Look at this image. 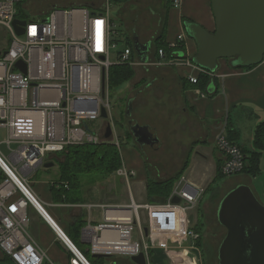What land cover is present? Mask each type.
<instances>
[{
  "label": "crops",
  "instance_id": "1",
  "mask_svg": "<svg viewBox=\"0 0 264 264\" xmlns=\"http://www.w3.org/2000/svg\"><path fill=\"white\" fill-rule=\"evenodd\" d=\"M113 2L118 8L123 27L120 30V38L125 40V46L131 48V79L139 90L133 93L130 99V115L125 113L124 121L120 119L123 133L129 138V142L131 141L130 147L122 150L120 154V168L127 170L128 176L118 175L116 171L113 173L115 178H111V175L101 177L98 183L87 184L81 190H74L73 194L72 190H69L67 199L59 201L53 199L49 190L51 183L46 184L44 189L32 186L45 214L84 257L90 250L89 246L81 245L89 244L82 237L81 229L87 224L98 225L103 222L101 204H165L166 202L149 201L146 194L147 182L163 181L179 173L180 178L183 176L189 184L203 187L205 192L214 183L215 174L223 158L217 149L216 137L223 134L241 149L251 150L254 129L264 120V58L259 64L248 69L236 67L233 60L219 59L216 70L207 73L209 80L204 90L188 80L189 75L199 77L200 73L197 66L191 62L197 52L196 44L186 34L183 22L188 20L213 32L215 23L210 0H178L176 6L174 0ZM179 34L185 36L183 41L177 40ZM160 35V40L167 48L183 49L180 53L183 55H167V59L161 61L157 55V43L160 40L156 41ZM135 43L141 46L140 52L135 48ZM143 57H146V60ZM200 93L205 95L201 96ZM243 117L250 118L246 130L239 121ZM129 120L151 128L156 139V143L151 146L153 156L157 149L164 146L171 148L175 153L170 155L175 161L174 169L159 171L162 169L159 162L152 158V155L147 159V145H140L135 140L129 130ZM105 125L100 130L103 139ZM112 136L113 133L107 141L113 142ZM116 143L119 144L118 141ZM148 161L152 163V174L148 171ZM259 168V173L254 177L244 173L237 175L231 180L227 190L237 185H247L264 205V151L260 157ZM179 179L174 182L171 193ZM122 181L127 184L132 182L139 197H146L147 201L137 203L132 196L130 202L112 199L108 195L109 191ZM57 186L60 187L61 184ZM76 192L81 196L76 195ZM207 204L208 200L201 196L192 208V211L195 210L194 216H189L188 211L179 215L176 211H168L165 208L154 207L152 211L140 208L146 212L145 227H142V218L139 212L138 214L143 232L141 235L148 239L147 264H204L202 241L198 247L196 240L189 235V229L199 231L202 240L204 239L207 229L206 217L202 220L200 215L206 214ZM28 214L29 233L47 255L44 263L69 264L72 254L60 242L49 222L34 208H31ZM202 226L205 227L204 232ZM117 263L122 264L124 260L113 261V264ZM130 263L134 264L132 261ZM0 264L14 263L0 251Z\"/></svg>",
  "mask_w": 264,
  "mask_h": 264
},
{
  "label": "built area",
  "instance_id": "2",
  "mask_svg": "<svg viewBox=\"0 0 264 264\" xmlns=\"http://www.w3.org/2000/svg\"><path fill=\"white\" fill-rule=\"evenodd\" d=\"M22 1L0 0V24L9 33L7 46L0 47V130L6 135L0 144H6L9 150L7 155L0 151V172L3 174L0 179V251L14 264H45V250L28 230V211L32 207L49 222L60 242L71 252L69 264H89L43 214L39 198L26 175L67 146L105 141L87 122L100 117L101 107H105L109 115V104L103 100L109 87V67L131 64V48L124 46L111 62L110 48L115 47L111 35L116 32L111 30L108 7L100 13L80 6L55 7L44 19H22L17 17L16 8ZM174 5H178V0H174ZM15 19L25 24L14 26ZM18 29L22 32L18 33ZM184 39L183 34L177 36L178 41ZM180 53L174 55H183ZM157 55L161 61L167 59L163 48L157 49ZM20 60L25 73L16 66ZM197 68L199 73L206 72ZM197 79L195 75L188 76L193 84ZM11 144L16 148L11 149ZM216 146L223 156L221 173H240L245 158L242 149L223 134L216 137ZM116 171L125 177L129 173L123 168ZM203 193V187L189 184L182 176L165 204H101L103 222L84 226L82 237L89 243L93 255L130 257L143 252L147 259V243L141 246L132 237L135 224L143 233L139 209L152 211L159 207L184 215L195 207ZM173 196L179 198L178 203L171 202ZM189 235L194 240L198 238L192 229Z\"/></svg>",
  "mask_w": 264,
  "mask_h": 264
},
{
  "label": "water",
  "instance_id": "3",
  "mask_svg": "<svg viewBox=\"0 0 264 264\" xmlns=\"http://www.w3.org/2000/svg\"><path fill=\"white\" fill-rule=\"evenodd\" d=\"M210 2L215 23L213 32L197 23L183 22L186 34L194 40L197 48L191 62L209 73L216 70L219 59H232L235 65L241 67L259 64L264 58V0ZM17 24L24 25L25 22L15 19L13 25ZM135 48L140 52L139 44L135 43ZM143 59L146 60V57ZM16 66L23 73L26 72L21 60ZM131 109L130 100L127 116ZM100 117L108 118L105 107H101ZM129 124V130L140 145L153 146L156 143L149 126L139 125L132 120H129ZM83 125L88 129L85 122ZM111 135L112 126L107 121L103 136L108 140ZM53 165L52 161L42 164L45 168ZM171 202L178 203L179 198L173 196ZM216 215L218 222L226 229L217 250L218 264H264V205L251 188L241 184L226 192L218 203ZM130 260L134 264H147L143 252L130 256Z\"/></svg>",
  "mask_w": 264,
  "mask_h": 264
},
{
  "label": "rangeland",
  "instance_id": "4",
  "mask_svg": "<svg viewBox=\"0 0 264 264\" xmlns=\"http://www.w3.org/2000/svg\"><path fill=\"white\" fill-rule=\"evenodd\" d=\"M71 6H80V7H86L90 11L93 12H105V8L108 7V17L110 21L111 30L116 32L111 35L112 42H115V47L110 48V60L111 62L115 61V56L118 51H121L124 46L126 45L125 40L120 38V30L123 29L122 22L118 15V8L113 2V0H24L19 5L16 6L19 9L20 18L26 17V18H41L44 19L49 11L55 7L57 8H65L68 9ZM22 18V19H26ZM9 38V33L6 31L3 25L0 24V47H6L7 46V40ZM138 86H134L133 80L130 78L128 80H125L119 84H116L112 87H108L107 93L104 95L103 100L108 102L110 112L107 119H104L102 117H97L96 119L88 121V125L92 131L95 133H100V130L103 125L106 124L107 121L111 122L112 126V141L111 143L115 144L117 147L119 154H121L122 150L128 149L131 145V141L129 142V138L125 136L124 129L121 125L120 119H124L125 113L127 110L128 101L132 98L133 93H136L139 91L137 89ZM124 121V120H123ZM241 124L243 125V129H247V125L250 121V118L243 117L242 119H239ZM104 123V124H103ZM120 133V134H118ZM5 131L0 130V141H5ZM111 140V139H110ZM118 141L119 144L116 143ZM96 145V144H94ZM145 147V146H144ZM11 149H15L16 145L11 144ZM151 145H147L145 147L146 153H147V159L149 160L150 156L152 155V158L156 159L159 162V165H161L162 169L160 168L159 171L164 170L165 172L171 171L174 169V163L175 161L170 157L171 154H175L173 151H171V148L169 146H164L160 149H157L155 151V154L153 156ZM0 151L7 155L9 153V150L6 146V144L1 143L0 144ZM60 153L53 154V157L50 161L54 163L52 167L45 168L43 166H40L36 168L33 172L26 175V179L32 186H37L39 188L44 189L46 184L52 183L54 181L58 180V158L56 156H59ZM49 154L46 155V159L48 158ZM62 156H59V159H61ZM191 159V158H190ZM197 164L199 161L196 162ZM148 171L150 174H152L151 171V165L152 163L148 161ZM156 166H153L155 168ZM197 168V167H194ZM157 169V168H156ZM241 173L237 174H231V175H223L219 176L217 180L212 184L211 188H208L204 193L203 197L205 200H208L206 214L200 215L202 217V220H204V216L206 217V225L207 229L205 232V237L202 240V258L204 257V264H218V256H217V250L218 246L224 237L226 233L225 227H223L217 219L216 211L217 206L220 198L226 193L227 187H230L231 180H233L237 175H240ZM2 173L0 175V179H2ZM216 175V174H215ZM82 180H84L85 184H91V183H98L102 178L100 175L95 174H86L82 175ZM111 178H115L116 176L111 174ZM113 182V179H112ZM74 189H72V193L74 192ZM76 195H80V193L76 192ZM108 195L115 200H123L130 202L131 196L134 198V200L137 203L145 202L147 201L146 197H139V194L137 193V190L132 182L127 184V182L122 181L121 183H117L114 187L111 188ZM32 207H30L29 210H31ZM192 209L188 210V215H193ZM139 214L142 218V227H145L146 224V212L144 210H139ZM194 216V215H193ZM192 216V218H193ZM202 231H205V227L202 226ZM132 237L137 239L141 246H143L144 242H148V239L146 237H142L140 233V229L138 224L134 225V230L132 232ZM82 247L89 246V244L81 243ZM86 257L88 260H93L94 264H113L114 260H124V263L122 264H131L130 257L127 255H115L111 257H96L91 252H87ZM118 264V263H117Z\"/></svg>",
  "mask_w": 264,
  "mask_h": 264
},
{
  "label": "trees",
  "instance_id": "5",
  "mask_svg": "<svg viewBox=\"0 0 264 264\" xmlns=\"http://www.w3.org/2000/svg\"><path fill=\"white\" fill-rule=\"evenodd\" d=\"M19 15L20 13L17 7V17H20ZM160 38L161 35L156 41L158 42ZM157 47L166 49V54L168 56H172L179 51H183V49L178 48H167L161 40L157 43ZM236 67L241 66L236 65ZM251 67L253 66L241 68L248 69ZM108 74V86L110 88L116 84H119L125 80L132 78L133 70L129 64H114L109 67ZM208 80V74L206 72H200L196 84H198L204 90L208 83ZM252 147L253 149L251 150L242 149L245 158L244 167L240 173H244L246 175L254 177L260 171L259 161L261 154L264 151V120L260 121L254 129ZM59 156H62V158L59 159ZM59 156H56L58 158L59 169L58 180L52 182L49 185V190L51 191L53 199L55 201L66 200V196L69 190H81L85 185H87L88 183L85 184L84 180H82V175L95 174L100 175L101 177H108L111 174L115 173L116 170L119 169L121 166V158L117 147L115 146V144L107 140L96 145H70L67 146L62 152H60ZM187 162H185V164ZM223 175L224 174L221 173L219 165L216 172V176L213 181L215 182L219 176ZM180 176L181 173L176 174L175 176L163 181L147 182L146 194L149 201L151 203H165L172 191L174 182L177 181ZM57 184H61V186L58 187ZM64 184H66L67 187H64ZM196 233L198 234V238L195 243L199 247L201 246L202 236L199 231ZM94 256L111 257L99 255ZM85 258L90 264L95 263L93 260H88L87 257Z\"/></svg>",
  "mask_w": 264,
  "mask_h": 264
}]
</instances>
